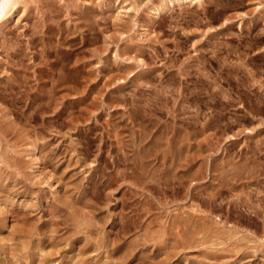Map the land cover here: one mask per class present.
<instances>
[{
	"label": "rangeland",
	"instance_id": "374dc122",
	"mask_svg": "<svg viewBox=\"0 0 264 264\" xmlns=\"http://www.w3.org/2000/svg\"><path fill=\"white\" fill-rule=\"evenodd\" d=\"M13 1L0 264H264V0Z\"/></svg>",
	"mask_w": 264,
	"mask_h": 264
},
{
	"label": "bare ground",
	"instance_id": "6f19581e",
	"mask_svg": "<svg viewBox=\"0 0 264 264\" xmlns=\"http://www.w3.org/2000/svg\"><path fill=\"white\" fill-rule=\"evenodd\" d=\"M10 0H0V22L2 21V19H3V17H4V15H5V12H6V10H5V7H6V5H7V3L9 2ZM177 1H181V0H177ZM197 1V0H196ZM12 2V1H11ZM14 2V5H16L18 2H19V0H14L13 1ZM9 4V3H8ZM13 5V6H14ZM15 8V7H14ZM17 9V8H16ZM15 9V10H16ZM6 13H8V11L6 12ZM5 18V17H4ZM1 24V23H0ZM28 175V174H27ZM2 182V181H1ZM2 185V184H1ZM8 218V217H7ZM5 223V222H4ZM48 223V222H47ZM6 224V223H5ZM46 224V223H45ZM1 225V224H0ZM264 227V226H263ZM1 229V228H0ZM17 230V229H16ZM211 230V229H210ZM13 231V230H12ZM30 231V230H29ZM18 232V231H17ZM31 232V231H30ZM11 233V232H10ZM20 233V232H19ZM23 233V232H22ZM21 234V233H20ZM31 234V233H30ZM33 234V233H32ZM11 235V234H10ZM23 235V234H22ZM217 235V234H216ZM19 236V235H18ZM28 236H31V235H28ZM53 236V235H52ZM208 236V235H207ZM16 237V236H15ZM51 237V236H50ZM49 237V238H50ZM53 237H55V236H53ZM212 238V237H211ZM14 239V238H13ZM48 239V238H47ZM54 239V238H53ZM55 240V239H54ZM57 240V239H56ZM55 240V241H56ZM50 241V240H49ZM55 241H53V242H55ZM2 243H0V245H1ZM54 244V243H53ZM59 244V243H58ZM69 244V243H68ZM3 245V244H2ZM1 247V246H0ZM2 248V247H1ZM119 248H120V246H119ZM122 248V247H121ZM26 250H29V249H26ZM30 251H31V249H30ZM23 252H25V251H23ZM3 253H4V250H3ZM6 253V252H5ZM31 253H32V251H31ZM30 253V254H31ZM36 253H38V252H36ZM2 254V253H1ZM0 254V255H1ZM25 254V253H24ZM27 254V253H26ZM30 254H27V255H29L30 256ZM32 255V254H31ZM50 255H52V253H50ZM49 255V256H50ZM14 256V255H13ZM16 256V255H15ZM28 256V257H29ZM48 256V254L47 255H45V257H47ZM33 257H34V255H33ZM36 257V256H35ZM44 257V258H45ZM32 258V257H31ZM33 259V258H32ZM11 260V259H10ZM31 260V259H30ZM46 261H48V260H46ZM75 264H77V263H75Z\"/></svg>",
	"mask_w": 264,
	"mask_h": 264
}]
</instances>
